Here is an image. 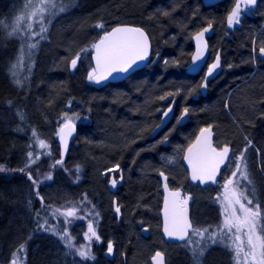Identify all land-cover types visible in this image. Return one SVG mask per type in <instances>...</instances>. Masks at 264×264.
Listing matches in <instances>:
<instances>
[{
    "label": "trees",
    "instance_id": "obj_1",
    "mask_svg": "<svg viewBox=\"0 0 264 264\" xmlns=\"http://www.w3.org/2000/svg\"><path fill=\"white\" fill-rule=\"evenodd\" d=\"M7 1L0 0V11ZM77 2L76 0L75 4ZM227 5L229 9L226 13ZM234 6L235 0H223L211 6H203L200 0H82L79 13L85 14H76L75 20L70 23L73 25L69 26L70 34L64 41L68 46L75 42L79 33L77 29L87 25L89 19H99L94 23L97 32L100 30L99 24L104 28L115 24L116 20L112 21L106 17L108 14L113 18L124 17L117 20L118 23L144 27L152 41L151 60L143 70L133 73L126 80L107 82L100 86H95L87 79L92 70L89 55L88 62L85 60L81 66L68 71L65 66H60L57 53L53 51L45 63H39L38 68L33 64L28 65L27 62V67L19 78L22 83H12L14 88L5 73V63L11 57L13 46L8 43L7 47L0 48V168L32 170L30 166L25 165L24 155L28 149L38 146L36 137L41 138L38 132L41 117L52 118L58 102L63 101V98L71 99L80 108L82 121L88 118L86 123H77L79 129L73 145L78 142L76 145L80 149H72V145L67 158L60 159L57 157L59 150L55 144L52 147V156L57 161L63 160V163H52L51 167L71 170L70 175L76 181L67 184L72 186L74 197L71 200L69 196L50 201L66 205L79 199L81 195L87 197L88 205L93 211H97L95 217L99 234L103 238L102 243L104 244L107 238L103 224L110 221L109 232L113 236L112 242L117 252L127 248L126 246L131 247V251L135 245V235L139 233L136 218L147 213L159 201V180L153 173L160 166L158 160H153V156L157 150H166L167 147H148L141 140L147 138L158 122V111L164 105L160 97L169 93H172L169 96H176L174 93L183 83L190 85V92L196 88L198 90L195 93L196 98H190L184 104L181 103L179 95L176 96L177 114L182 107H187L190 118L187 124L181 127H177L174 118L172 119L164 132L170 137L169 143L180 134L185 141V147L195 137L198 128L205 124H214L217 130L235 137L238 134L247 136L250 133L264 136V125L260 121L264 114V60L260 59L259 51L261 40L264 38L259 19L263 16L256 9L250 15L242 16L239 24L230 27L227 24V16ZM71 7L70 4L68 8ZM208 24H213L215 28L214 35L209 39L212 53L222 49L223 70L215 79L207 82V88H202L201 85L205 83L203 75L191 76L186 74L185 70L193 51L191 37ZM161 46L163 50L166 48L164 51H169V55L164 56ZM254 61L257 64L255 71ZM150 70L156 72L151 76V80H148ZM31 75V79L36 76L34 83L25 78ZM30 89L34 90L32 95L29 94ZM10 101L17 102L18 105L16 116L11 122L5 118L7 113L4 107V104ZM190 102L201 107L194 111L189 105ZM29 123H32L31 127ZM33 132L36 136H33ZM255 143L262 154L256 168L263 177L261 169L264 168V139H255ZM40 152L41 150H35L34 154ZM114 163H119L125 169L124 182L118 188L116 196L122 204L123 213L128 217L124 219L123 215L119 224L107 189L108 176L103 178L99 174V171ZM39 169L45 167L41 165L37 167V170ZM6 176L0 174V259L3 255L4 240L23 236L26 226L21 209H15L13 205L19 200L14 194L16 191L10 189L8 183L3 181L7 179ZM170 182L185 192L188 190V184H178L172 177ZM12 186L18 188L14 184ZM29 189L27 190L31 191ZM99 192L108 198L101 200ZM48 204L47 199L41 201L40 215L34 217L36 224L54 221L50 213L44 212ZM42 241L41 249L22 257L25 264H62L66 257L60 256V260L52 248L45 244L44 238ZM135 249L134 254L137 253ZM220 251L210 249L205 264H228L229 255ZM115 258L106 260L111 262ZM126 260H129L128 256ZM170 261L171 264H187L182 256L176 254L171 256Z\"/></svg>",
    "mask_w": 264,
    "mask_h": 264
},
{
    "label": "snow or ice",
    "instance_id": "obj_2",
    "mask_svg": "<svg viewBox=\"0 0 264 264\" xmlns=\"http://www.w3.org/2000/svg\"><path fill=\"white\" fill-rule=\"evenodd\" d=\"M255 3L256 0H235V6L227 16V24L230 27L239 24L241 12L250 10L249 6L255 5ZM70 4L71 0H22L19 14L11 19H0V48L7 47V44L12 40L21 41L18 55L8 64V72L15 84L21 85L22 83L16 77L18 69L23 67L25 47L29 50L35 49L38 43L25 44L24 42L34 36L43 38L41 34L47 31L45 27L46 18L54 17L58 13L66 11ZM37 25L39 32L34 30ZM98 27H102V25H98ZM210 27L211 25H209ZM208 30L206 28L196 34L198 47L196 54L192 57L194 62L199 61L203 56V49L199 45L203 40L204 33ZM93 47L96 50V67L88 73L87 79L100 82L113 73L128 72L138 61L145 60L148 56L149 45L148 37L142 29L117 27L113 28L111 32H107ZM204 47L206 48L207 45L205 44ZM82 51H87V49ZM259 51L264 56V47H261ZM79 58L80 54L71 60L73 69L76 68ZM219 64L218 55L215 63L208 68V76L212 75ZM205 81H207V76ZM201 87L207 88V83H203ZM168 95H172V93ZM164 98L160 97V99ZM187 112L188 109L185 108L184 113ZM167 114L165 113L166 116ZM64 119L65 123L60 129V133L61 140L67 148L66 135L70 134L74 127L72 120L79 119V117L65 116ZM65 129H68L67 134H64ZM33 136H36L35 132H33ZM39 146L40 148L48 147L42 139L39 140ZM230 151L232 150L227 145L219 149L213 146L212 131L211 126H209L200 130V136L197 137L195 145L188 148V155L185 157L191 167V179L200 183L217 182V176L221 174V166L230 170L231 165L235 163V170L231 171L230 176L224 178V183L221 185L223 193L216 198L221 204L223 218L214 231L211 230V226L208 228L197 227L189 219L187 204L190 197L181 198L179 191L171 192V210L169 199L168 197L165 198L164 232L168 237H174L184 242V246L188 247L191 252L192 264H204L208 251L215 245H222L230 250L234 254L235 264H264V222H262L264 216H262L260 200L257 196L256 182L248 170L244 152L235 158L234 156L230 157ZM28 157L31 163H35V160H31V152L28 153ZM56 163L62 164L63 160H58ZM2 170L0 168V171ZM20 171H24V169H20ZM261 172L264 173V168L261 169ZM163 175L161 172V176ZM238 176L239 178H237ZM28 177L33 184L39 183L33 180L31 173L28 174ZM47 179H51V175H48ZM116 183L117 181L114 179L112 181L113 186ZM164 187L167 189L166 183ZM40 199L42 201L43 197ZM86 199L87 197H85ZM78 211L79 209L75 207L68 208L66 211L56 209L57 213L65 217V223L69 222L68 218H78ZM116 211L119 212L118 207ZM39 215L40 213L37 212V216ZM40 229L49 230L38 224L37 230ZM56 234L69 249L75 247L72 243V237L66 229L62 233ZM84 239L88 243L76 248V253L85 260L95 259L91 250L92 241L93 239L99 241L101 238L91 221L88 223V231L84 234ZM24 248L25 245L22 244L17 251H23ZM107 251L109 253L113 251L112 242L108 243ZM152 259L155 264H164L163 254L159 251ZM11 264H21L17 253H13Z\"/></svg>",
    "mask_w": 264,
    "mask_h": 264
},
{
    "label": "rangeland",
    "instance_id": "obj_3",
    "mask_svg": "<svg viewBox=\"0 0 264 264\" xmlns=\"http://www.w3.org/2000/svg\"><path fill=\"white\" fill-rule=\"evenodd\" d=\"M75 2H76V0H71L72 7L70 9L67 7L66 11L60 12V13H58V15H56L54 17L46 18L45 27L47 28V31L41 34L43 38H41V36H34L30 40H27L24 42L25 44L37 43V42L38 43H37V47L35 49L29 50V49H27V47H25L23 67L18 69L17 77H16L17 79H19L21 77L20 74L23 73L24 72L23 70L27 67L26 66L27 62H28V65L31 66L33 64L34 66H36V68H38L39 63L44 62L48 58L49 54H51L53 51L57 53L56 55H57L58 61L60 62V66L61 67L65 66V68L68 71L74 70L73 68H71V60L76 58L78 54H80V58L78 59L77 66H81L85 60H86V62H88L87 55L91 51L92 45L94 43L93 42L94 39H92V38H94L93 35H92V37H90L91 39H87V38H83L84 33L80 32L75 37V42L72 43L71 46H68L67 42H64L65 37L68 34H70V33H68V30L70 29L69 26H71L70 23L75 20V18L77 17L76 14H79V12H78L79 9L75 10L76 7H74V5L78 4V3L75 4ZM5 4L6 5H4L0 11V19H11L15 15L20 13V9L22 7V0H8L7 3H5ZM49 19H50V22H49ZM98 20L99 19H97V18L91 20V21H93L92 23H90V24H92V27H94V23H97ZM34 30L39 32V26L37 25ZM94 32L96 34V37H99L102 34V32H100V31L97 32L96 29H94ZM84 39H86V40H84ZM10 43L13 46V48L10 52L11 57H10L9 61L14 60L15 57L18 55V49H19L21 41L12 40ZM84 49H87V51H82ZM32 57H33V60H31ZM9 61H7L5 63V73L9 78L8 81H10V84H12L14 82L12 81L13 79L8 72ZM33 72H34V70L32 71V74H33ZM31 77H32V75L30 77H25V78L28 81L31 80L30 82L34 83V81H35L34 78H36V76H34L33 79H31ZM23 78H24V76H23ZM11 86H13L15 88V86L13 84ZM188 88L190 90V85L188 86ZM29 91H30L29 92L30 95H32V93L34 92L33 89H30ZM190 97H192V92H190V94L188 93L186 98H183V103L187 99L190 100ZM17 106H18L17 102L15 103V102H11V101L4 104L5 113H7L5 118H8V121L11 122L13 117L16 116L15 111H16ZM184 108H186V107H182L180 109L179 113ZM9 112H11V113H9ZM53 113L54 114H53L52 118H50V116L48 118H43V116L42 117L40 116L41 122L38 123L39 124V126H38L39 131L38 132H39V136L41 138L38 139V137H36V141H38L37 142L38 146H36V148L34 146L30 150L28 149L27 154L24 155V157L26 158L25 165L30 166L29 168H31L32 170L20 171V169L11 167V168L3 169L2 171H0V174L7 175L6 176L7 179L5 178V179H3V181L8 183L7 185H8V187H10V189H12L13 191H16V192H14V194L19 200H18V202L16 201L13 204L15 206V207L14 206L13 207L15 209H19V210L21 209V212H22L24 220H25V224L27 222V225H28V218L26 221L25 215L27 216L26 213L29 210V205L26 204V201L29 199V196H31V194H32V197L37 198L38 200H41L40 197H43V199H47L50 197L55 198V196H57L56 191L54 189V187H57V186H55L56 185L55 179L59 180V181H57L58 183H61V180H62L64 183H66V186L70 188V194H69L70 200H71V198L74 197V190L72 189V186L67 184L68 182L71 183V182L76 181L70 175L71 170H66L63 168L52 169V167H51V164L56 163V161H57V160H55V158H53L54 156H52V150H53L52 147H54L56 144L55 141L57 140L58 128L60 127L61 124H63L65 122L64 117L65 116H68V117L78 116L79 119H73V121H75L76 123H80L82 121V118H83L82 115L83 114L80 111V108L78 106H76V104H74L71 99H66V98H63V101L61 100L58 102V105H57V107H55ZM87 119L84 120L85 123L87 122L86 121ZM84 121H82V122H84ZM31 124L32 123H29L28 125L31 127ZM33 128H35L34 125H33ZM38 132L36 131V133H38ZM220 133L222 134V131L217 130V142L220 145L231 144V143H229V141L232 140V144H233L232 146H235V149L236 148L242 149L243 147H245L244 144H245V141H247V140L244 137H241L239 134L236 137L232 136L231 138H226V137H224L223 134L221 135ZM83 134L85 135V131L83 132ZM150 136H151V134H149L145 140H143V138H142L141 141L147 142L148 138ZM22 139L24 140V136H22ZM41 139L45 141V143L47 144L48 147L40 148L39 140H41ZM180 142H181V140H179L177 137H175L174 139H172L170 141V144L167 145V146H169V147H167L168 149L157 150L156 154L153 156V160H156V161L158 160L157 163H159V165H163L167 169V172L172 177V179L178 184H182V183L186 182L185 181L186 176H185V173H183L184 168H183L182 162H181V156L183 153V149L181 151ZM76 144L78 145L79 143L77 142ZM76 144L73 145L72 149L74 148L78 151L80 148L77 147ZM166 144H167V141H166ZM145 146H147V145L145 144ZM245 149H247V147L240 150L239 153L243 152ZM251 149L252 150L250 152H248V150L245 151L246 160H247V162L248 161L250 162L249 165L253 164V166H254V161L259 162V160L262 159V154H261V150L257 147H252ZM35 150H37V151L41 150V152L34 154ZM30 151L32 153L31 160H35V163L30 162V159L28 157V153ZM24 152H26L25 148H24ZM37 157H39V159H37ZM50 158H51V160H50ZM44 164H46V165H44ZM41 165H43V167H45V169H47V170H45V169L37 170V167L41 166ZM46 166H47V168H46ZM112 168L116 169L117 166H113ZM251 168H252V166H251ZM233 169L235 170V163H234V167L232 165V171H233ZM29 173H31L33 180H36L39 183L33 184L32 180H30L28 177ZM53 174H56L57 176L51 177V179H47L48 175L53 176ZM15 177H17V178H15ZM27 181H29V182H27ZM11 184L12 185L14 184L18 188L13 187ZM28 188H30L29 190H31V191H28L27 190ZM68 191H69V189H68ZM185 193H186V197H190V199L188 200V207L190 208L191 220L194 223V225L197 227H200V228H208L209 226H211V230L214 231L215 227L222 222V218H223L222 217V208H221V204L219 203V201L217 200L219 207L216 209L215 214H214L217 216V218L215 220L216 225L213 222V220L209 223L203 222L200 218V214L197 211V208L199 206L206 205L207 203H212L213 201H215V194H214V199H213L211 196L212 193L210 194L208 192V190L207 191H201V190L195 189L194 192L190 191V190H186ZM222 193H223V189H221V192L219 193V195H221ZM260 194H263L262 196L260 195L261 200L264 199V193H260ZM257 196H258V194H257ZM199 197H200V200L198 201ZM82 201H83V203H81ZM263 205H264V203H263ZM72 207L79 209V211L77 213L78 218H68L69 222L65 223L64 222L65 217H63L59 213H57L56 209H60L61 211H66L68 208H72ZM260 207H261L262 216H264L263 215L264 209H263L262 205H260ZM213 209H214V207H213ZM46 211L48 213H50V215L52 217H54L53 218L54 221L51 220V221H49L50 223H48L46 221L43 223L41 222V225L44 228L46 226L51 227V225H53L52 229H55V231L60 230V233H62L63 230L66 229L69 232L70 236L72 237V243L75 246L74 248L69 249L60 238H58L57 241H52V240H50V242L45 241V244H47L50 248H52L51 250H53V252L57 255L56 256L57 258H59L61 260L60 256L66 257V259H64V261L62 260V264H120V259L125 258V260H126L127 256L129 258V260H128L129 262H131L133 264H143L145 261L146 262L148 261L149 256L151 255L154 248H156V246H158L159 248H162V250L166 254L167 253L169 254L173 249H175L174 245L166 244L164 241H162L159 238L158 226H157L156 220L151 219L152 211L149 210L147 212L148 214H146V213H144V214H145V216L146 215L148 216V217L146 216V219H147V221H149V224L151 225V230L149 231V233L146 237H143L140 233L137 232V234L135 235V239H134L135 245H133L131 251H130L131 247H128V246H126L128 249L122 248L118 252H117L116 248L114 247L112 258H108L106 256H103V258H97L93 254V248H94V244H95V246H97L101 242V239L99 241H96L95 239H93L91 250H92V254L95 257V259L85 260V259L81 258L76 253V248H79L81 245H86L88 243L84 239V234L88 231L89 221H91L93 223L94 227L96 228L97 234L100 236L99 226H98V223H97V220L95 217V214L97 211H93V208L90 205H88L87 200H85V197H83L82 195L79 197V199H77L75 201L72 200L70 204H66V205L64 203H57L55 201L52 202L49 200V204H48V206H46V210L44 209V212H46ZM156 212H157V210H156ZM92 217L94 219H92ZM109 222L110 221L103 224V227L105 228V232L107 233V238H106V240L108 241L107 244L113 240V236L110 235V232H109L110 226H111ZM28 227L29 226H25V229L28 231H27V234L25 232H23V235L25 234L24 236L13 237L10 240H6V241L4 240V244L2 246L3 247V255H2V258L0 259V264H11V261L13 259V253H17L19 260L21 261V264H25V259L22 258V256L20 255L21 253L18 252L17 250L20 248V246L23 243L24 244L26 243L25 241H27L31 235L30 234L31 230H29ZM100 238H101V236H100ZM194 239H199V238H194ZM216 246L217 247L219 246L220 248L225 249L222 245H215L212 248H215ZM133 248L135 250H137V253L139 252L140 254H137V253L134 254ZM181 248L187 250L191 254V252L189 251V248L185 247L184 244L181 246ZM106 251H107V247H106ZM221 251H223V250L221 249ZM230 253H231V254H229V258L231 260L230 263L235 264V260L233 259V253L231 251H230ZM114 257H116V258L111 262H108L106 260V259L112 260ZM183 258L187 261L188 264H192L191 255H190V257L183 256ZM206 262H207V259L205 258L204 264Z\"/></svg>",
    "mask_w": 264,
    "mask_h": 264
},
{
    "label": "flooded vegetation",
    "instance_id": "obj_4",
    "mask_svg": "<svg viewBox=\"0 0 264 264\" xmlns=\"http://www.w3.org/2000/svg\"><path fill=\"white\" fill-rule=\"evenodd\" d=\"M220 1H223V0H219L218 2H220ZM217 2V3H218ZM264 7V0H258V5H257V7H256V9H258V7ZM256 9L255 10H248V11H242L241 12V17L242 16H245V15H250L251 13H253V12H255L256 11ZM112 28V26H110V27H107V28H104V27H99V31L100 32H102V34L101 35H103L105 32H107L109 29H111ZM101 37V36H100ZM216 52H214V53H212V51H211V58L214 56V54H215ZM222 55V70H223V53L221 54ZM261 57H262V60H264V56H262L261 55ZM149 64V63H148ZM147 64V65H148ZM146 65V66H147ZM145 66V67H146ZM145 67H143L142 69H140V70H138V71H141V70H143ZM221 70V71H222ZM200 74H202L203 75V77H204V72L202 71V73H200ZM199 74V75H200ZM128 78V77H127ZM126 78V79H127ZM126 79H124V80H126ZM204 79V78H203ZM215 79V78H214ZM123 81V80H122ZM118 82H120V81H118ZM204 82H205V80H204ZM164 107V106H163ZM162 108V107H161ZM159 112V119H158V122H157V124L159 123V121H160V117H161V112L160 111H158ZM177 117V114L175 115V118ZM175 122H176V119L174 120ZM156 124V125H157ZM205 125H209V124H205ZM214 125V124H213ZM202 126H204V125H202ZM202 126H200V128L202 127ZM168 128V127H167ZM167 128H165L163 131H161V133L162 132H165L166 130H167ZM200 128H198V130L200 129ZM197 130V131H198ZM214 132H215V137H214V141H213V143H214V145L219 149V148H222L224 145H227V146H229V148L232 150V151H230V157H235V158H238L239 156H240V153H239V151L240 150H242V149H244L245 147H247V150H248V152H250L252 149V144H249L248 142H246L245 141V147H243L242 149L241 148H236L235 149V146H232L233 144L231 143V144H224V145H220L218 142H217V128L215 127V125H214ZM151 134V133H150ZM55 141V140H54ZM152 141V138H148V143L149 142H151ZM56 142V141H55ZM184 149V148H183ZM184 151V150H183ZM244 152V154H245V159H246V153H245V150L243 151ZM239 153V154H238ZM183 154V153H182ZM181 159H182V156H181ZM247 161V160H246ZM249 161L247 162V165H248V170H249V172L251 173V176H252V178L255 180V182H256V187H257V194H258V197H259V200H260V205H262V207H263V209H264V205H263V201H264V199H262L261 200V194H260V192L262 193L263 191H261L262 190V187H261V183H260V177H261V173H259L258 172V170H257V168H256V164L258 163L257 161H254V166H253V164L252 165H249ZM253 163V162H252ZM233 165V167H234V163L232 164ZM232 165H231V169L230 170H228V169H225V167L224 166H221V174L220 175H218L217 176V182H211V181H209V182H206V183H200V182H197V183H193V182H191L190 181V179H189V175H188V173L186 172V170H185V168H184V172L183 173H185V176H186V182H184L185 184H188V186H192V187H194L196 190H201V191H207L208 190V192L211 194V196H212V198L214 199V194H215V201H213L212 202V204H214L217 208L219 207V204H218V201H217V197L219 196V193L221 192V189H223L222 187H221V185L224 183V178L225 177H228V176H230L231 175V171H232ZM114 166H117V168L116 169H114V168H112V166L110 167V168H108V169H104L103 171H99V174L101 175V176H103V178H104V176L105 175H107L108 176V183H107V189H108V191H109V197H110V199H111V201H112V207H113V212L115 213V217H116V220H117V222H118V224H119V222H120V220L123 218V215H124V219L126 218L127 219V215H125L124 213H123V208H122V204L120 203V200L118 199V196H116V194L118 193V188L119 187H121L122 186V184H123V182H124V178H125V176H124V171L120 168V164H117V165H114ZM183 166V165H182ZM251 166H252V168H251ZM111 170V171H110ZM233 171H234V169H233ZM167 172V171H166ZM168 173V172H167ZM170 175H169V173H168V180H169V185H170V187H172V188H176V186H174V185H172L171 184V182H170ZM237 178H239V176L237 177ZM262 178V177H261ZM116 180L117 181V183L113 186V184H112V181L113 180ZM242 186H243V182H242ZM261 195V196H260ZM31 197V198H30ZM183 197H186V193L185 192H183ZM26 204H28L29 205V210H28V212L26 213L27 214V216L25 215V217H26V221H27V218H28V225H27V222H26V226H29L28 227V229L29 230H31V235H30V237L28 238V240L27 241H25L26 243L24 244L23 243V245H25V248H24V250L23 251H20V255L22 256V257H26V256H28V254H31V253H33V252H35L36 250H39V249H41V247H42V238H44L45 239V241H49L50 242V240H52V241H57V239L59 238V236L56 234V233H60V230H57V231H52V227H53V225H51V227H48V226H46L45 228L46 229H49L48 231H45V230H43V229H40V230H37V225L38 224H36V221H35V219H34V217L37 215V212H39L40 213V210H39V207H40V204H41V202H40V200H38L37 198H34V197H32V196H29V199L26 201ZM161 204H162V195H161V193H160V190H159V201H158V203H157V216H156V218L154 219V220H156V223H157V226H158V234H159V238L162 240V241H164L163 240V237H162V233H161V226H162V221H161V217H160V214H159V211H160V208H161ZM117 207L119 208V212H117L116 211V209H117ZM189 212H190V210H189ZM98 214H99V212H98ZM263 215H264V211H263ZM136 217V216H135ZM136 224H138V226H140V227H142L144 224H145V226L147 227V234H142L143 235V237H146L147 235H148V233H149V231L151 230V225L149 224V222H146L145 223V221L144 220H142V219H140V218H136ZM262 222H264V221H262ZM39 225H41V223H39ZM215 225H216V223H215ZM50 226V225H49ZM44 228V227H43ZM27 231L28 230H26L25 229V233L27 234ZM25 235V234H24ZM23 235V236H24ZM101 236V235H100ZM102 241H103V238L101 237V242L97 245V246H95V244H94V248H93V254H94V256L95 257H103V254L105 253V251H106V247L108 246V244H107V240H104V244L102 243ZM112 242V241H111ZM165 242V241H164ZM166 243V242H165ZM112 244H113V242H112ZM166 244H172V245H174L175 246V249H178V248H181V246L184 244V243H166ZM18 246V245H17ZM19 247V246H18ZM113 247H114V245H113ZM159 247L158 246H156V248H154V250L152 251V253H151V255L149 256V259H148V261H147V263L148 264H151V262H150V258H151V256H152V254L154 253V251L156 250V249H158ZM67 249V248H66ZM212 250L213 249H222L223 251H221V252H223V253H225V254H227V256L229 255V254H231L230 253V251L228 250V249H223V248H220L219 246L217 247H215V248H211ZM210 251V250H209ZM112 256H113V254H112ZM233 256H234V254H233ZM165 257H166V264H170L169 263V258H168V253L166 254L165 253ZM120 264H125V258H121L120 259Z\"/></svg>",
    "mask_w": 264,
    "mask_h": 264
},
{
    "label": "water",
    "instance_id": "obj_5",
    "mask_svg": "<svg viewBox=\"0 0 264 264\" xmlns=\"http://www.w3.org/2000/svg\"><path fill=\"white\" fill-rule=\"evenodd\" d=\"M218 1L219 0H203L205 6L214 5ZM257 5H258V0H256L255 5L249 6V9L250 10H254V9H256ZM209 25H207V26L199 29L197 32H195L193 34V36L191 38V43L193 45V51H192V54H191V57H190V62H189V64L186 67V72L189 75H191V76H197V75H199L204 70V80H205V77L207 76V81H210V80H213L214 78H216L220 74V72L222 70V55H221L222 54V49L221 48H219L216 51L214 57L208 63V60H209L210 55H211V48H210V45H209V39L214 35V27H213V25H211V27L209 28ZM117 27H128V28H139V29H142L139 26H134V25H130V24H119V25L114 26L113 28H117ZM113 28H111L108 32H111ZM206 28H208L209 30L204 33L203 40L200 42V45H199L203 49V56L201 57V59L199 61L194 62L193 59H192V57L196 54L197 47H198V42L196 40V34L202 32ZM142 30L145 33V35L148 37L146 31L144 29H142ZM100 39L97 40L95 42V44L98 43L100 41ZM205 44L207 45L206 48L204 47ZM148 45H149V47H148V56L146 57L145 60L138 61L135 65H133V67L131 69H129L128 72H117V73H113L111 76H109L108 78H106L104 80H101L100 82L93 81L94 84L95 85H100L103 81H108V82H118V81H122V80L126 79L128 76H130L136 70L143 68L148 63V61L150 59V54H151V42H150L149 37H148ZM218 55H219V58H220L219 67L214 70V72L212 73V75L208 76V68L213 63H215L216 57ZM95 57H96V50L93 47V52H92L91 58H92V64H93V67L94 68L96 67ZM170 99H171V96L168 95L164 99H162V102L163 103L170 102ZM169 109H171V111H169ZM175 111H176V100H172L170 102V104L162 112L160 122L155 127V129L153 131V136L158 135L159 133H161V131H163L166 127H168V125L171 123L172 119L175 116ZM165 113H168L167 116L165 115ZM189 118H190L189 111L186 114L183 111L181 113L180 117L177 120V124L179 126H183V125H185L189 121ZM72 124H73L74 127L71 130L70 134H67L68 133V129H65V133H64V134H67L66 135L67 148H65L64 142L61 140V133H60V129L64 126V124H62L59 127V129H58L57 142H58V146H59V149H60V155H61L62 158H64V157L67 156V154L69 152V149H70V146H71V143L73 142V140L75 139V137L77 136V133H78V127H77V125L74 122H72ZM209 126H211L212 142H213V139H214V136H215L214 125L213 124L205 125V126H203V127H201L199 129V131H198L196 137L194 138V140L190 144H188L186 146V148L184 149V152H183L182 163H183L185 169L187 170V172L189 174L190 181L193 182V183H197L199 181H193L191 179V167L188 164V161L185 159V157L188 155V148L191 147V146H193V145H195L196 140H197V137L200 136V130L202 128H208ZM194 151H195V149H194ZM161 172H163V174H164L163 176H161ZM161 172L159 173V179H160V182H161L160 192L162 194V205H161V209H160V215H161V219H162V235H163L164 240L167 241V242H171V243L183 242V241L178 240L177 238L168 237L165 234V232H164L165 198L168 197V199H169V207H170V210H171L172 197L170 196V193L171 192H175V191H179L181 193V191L179 189L171 188L169 186V183H168V175L164 171H161ZM165 177H167V180H165ZM165 183L167 184V189H165V187H164ZM181 198H182V195H181ZM146 233H147V229L143 231V234H146ZM158 251L163 254L164 264H166L165 253L163 251L159 250V249L156 250L153 253V255L151 256V258H150L151 264H155V262L153 261L152 258L155 256V254ZM112 254H113V251L111 253H109L108 251H106L104 255L107 256V257H109V258H111L112 257ZM126 264H130V263H126Z\"/></svg>",
    "mask_w": 264,
    "mask_h": 264
},
{
    "label": "bare ground",
    "instance_id": "obj_6",
    "mask_svg": "<svg viewBox=\"0 0 264 264\" xmlns=\"http://www.w3.org/2000/svg\"><path fill=\"white\" fill-rule=\"evenodd\" d=\"M78 2V4H76V5H74V7H76V9L75 10H78V9H80V7H81V4H82V0H77ZM201 1V3H202V5L203 6H205V4H204V2H203V0H200ZM226 13H227V11H228V9H229V5H227L226 7ZM82 10V9H81ZM257 10H259L258 12L260 13V15L261 16H263V18H261V19H259L260 21H261V25H262V27H261V31H264V7H258V9ZM78 12H80V10L78 11ZM258 13V14H259ZM81 14H85V13H79L78 14V16H80ZM115 16H116V14H115ZM107 18H109V19H112V21L113 20H116V22H115V24H113L112 25V27H114L115 25H116V23H118L117 22V20H119V19H122V18H124V17H116V18H113V16L111 15V14H108L107 16H106ZM92 19H89L88 20V22H89V24H88V22H87V25L85 24V26H80V28H78L77 30L79 31V33L81 32H83L84 33V37L83 38H87V39H91L90 37H92V35H93V37L96 35L95 34V32H94V27H92V24H90V23H92L93 21H91ZM73 25V24H72ZM71 25V26H72ZM209 25V24H208ZM210 25H213V24H210ZM205 26H207V25H205ZM205 26H203V27H205ZM203 27H201V28H203ZM214 27V26H213ZM71 28V27H70ZM200 28V29H201ZM215 29V28H214ZM215 31V30H214ZM262 36H264V33H263V35ZM255 38H256V35H255ZM254 38V39H255ZM92 39H94V38H92ZM84 40H86V39H84ZM261 47H264V38L261 40V46H260V48ZM161 48V50H163V46H161L160 47ZM164 50H166V48L164 49ZM163 50V51H164ZM162 51V52H163ZM161 52V51H160ZM167 55H169V51L167 50V51H164V56H167ZM260 59L262 60V57H261V53H260ZM256 63V61H254V71L257 69V64H255ZM177 69V68H176ZM154 72H156V71H153V70H150L149 71V76H148V80H151V76H153L154 75ZM185 72H186V70H185ZM186 74H188L187 72H186ZM34 75H36V73H34ZM189 75V74H188ZM204 78V77H203ZM203 81H204V79H203ZM199 85H200V83H199ZM198 85V86H199ZM197 88L196 89H194L193 90V92H192V94H193V96L192 97H190L191 99L192 98H196V96H197V94H195V93H197ZM190 94V90H189V88H188V84L186 83V84H181L180 85V87H179V89L178 90H176V92L174 93L176 96L177 95H179V98L181 99V103L182 104H184L183 103V98H186L187 97V94ZM230 95V94H229ZM176 96H171V99H170V102L172 101V100H176V109H177V97ZM188 100V99H187ZM190 107H191V109H194V111H198L199 110V108L201 107V106H198V105H192V102H190ZM187 108V107H186ZM185 109V108H184ZM184 109H182V111L181 112H183L184 111ZM188 109V108H187ZM188 111H189V109H188ZM189 113H190V111H189ZM260 121H261V123L264 125V114L260 117ZM187 124V123H186ZM176 126L177 127H181V126H179L178 124H177V122H176ZM154 129H155V126L152 128V130H151V136H150V138H152V141L151 142H149L148 143V141L147 142H145V144L148 146V147H152L153 146V148H155V147H157L158 145H163V146H166V147H169V146H167V145H169L170 143H169V136H166L165 134H164V132H162V133H159L158 135H156V136H153V131H154ZM218 131H220V130H218ZM221 134V133H220ZM222 134L224 135V137H226V138H231L232 136L231 135H227V134H225V132H222ZM221 134V135H222ZM177 136H178V139L179 140H181V142H180V147H181V151H182V149H183V147H184V145H185V141H184V139L182 138V136L180 135V134H177ZM241 137H244L247 141L246 142H248L249 143V141H251V144L253 145L252 147H257V148H259V146L255 143V139H264V136L263 135H260L259 133L258 134H255V133H250V134H247V136H245L244 134H243V136H241ZM242 139V138H241ZM166 141H167V144H166ZM229 143H232V140L231 141H229ZM168 149V148H167ZM117 164H119V163H114L113 165H111V166H114V165H117ZM160 167H157L156 168V171L153 173V175H155L157 178H158V180H159V189L158 190H160V185H161V182H160V179H159V173L161 172V171H167V169L163 166V165H159ZM258 166H260V165H258ZM120 168L125 172V169H123L122 167H121V165H120ZM124 176H125V173H124ZM57 181H59V180H57V179H55V182H56V185L55 186H57V187H54V189H55V191H56V195L57 196H55V198L54 197H50V198H47V200H51V199H64V198H67V197H69V194H70V189H69V187H67L66 186V184L61 180V183H58ZM260 183H261V187H262V190L261 191H263L262 193H264V176L261 178L260 177ZM188 188V190H190V191H194L195 190V188L194 187H192V186H188L187 187ZM68 189H69V191H68ZM105 192V191H104ZM99 193H101V192H99ZM261 193V192H260ZM261 195H263V194H261ZM105 197H107L106 195L105 196H103L102 195V193L100 194V199L101 200H103V198H105ZM155 197H156V194H155ZM108 198V197H107ZM110 200V199H109ZM213 207H214V209H213ZM216 209H217V207L214 205V204H212V203H207L206 205H202V206H199L198 208H197V211L199 212V214H200V218H201V220L203 221V222H207V223H209V222H211L212 220H213V222L215 223V220H216V218H217V216L216 215H214L215 214V211H216ZM156 210H157V205L155 204V205H153V207H152V209H151V211H152V214H151V219H155L156 218V216H157V212H156ZM146 214H148V213H146ZM142 216H139L138 218H140V219H142V220H144L145 221V219H146V216H145V214H141ZM213 216V217H212ZM148 217V216H147ZM136 221V220H135ZM147 221H145V223H146ZM137 223V222H136ZM137 226H138V224H137ZM139 227V233L142 235L143 234V231L144 230H146L147 229V227L145 226V224L142 226V227H140V226H138ZM173 254H176V255H179V256H185V257H190V253L187 251V250H185V249H182V248H178V249H173L169 254H168V258H169V263L171 264V261H170V259H171V256H173ZM227 257V256H226ZM189 259V258H188ZM227 261H228V264H231L230 262H231V260H230V258L229 257H227ZM130 264H133V263H130ZM143 264H148L146 261L143 263ZM188 264V263H187Z\"/></svg>",
    "mask_w": 264,
    "mask_h": 264
}]
</instances>
